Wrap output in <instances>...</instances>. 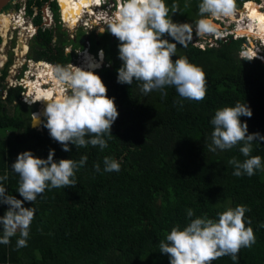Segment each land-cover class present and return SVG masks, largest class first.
I'll use <instances>...</instances> for the list:
<instances>
[{"label": "trees", "instance_id": "16d2710c", "mask_svg": "<svg viewBox=\"0 0 264 264\" xmlns=\"http://www.w3.org/2000/svg\"><path fill=\"white\" fill-rule=\"evenodd\" d=\"M43 1L35 0L33 4L38 7ZM242 1L235 0V5ZM31 3L27 0V13L31 12ZM165 3L174 23L192 24L199 18L200 0ZM49 6L54 24L37 27L28 42V55L65 65L71 58L63 51L66 31L56 23L55 2ZM243 9L245 4L240 13ZM39 21L35 16L34 23ZM101 33L107 32L95 38L89 36V50L101 48L107 65L93 71L106 86L107 96L114 98L119 113L111 127L112 137H103L106 148L69 144L70 151L65 152L43 127L45 117L40 127L29 126L30 113L36 107L18 100L20 87L7 89L0 98V128H8L0 134V176L7 174L8 179L0 185L7 195L23 201L17 191L19 177L11 165L19 153L33 154V144L45 143L44 154L38 157L41 159L47 158L50 149L54 150L55 162H78L82 156L87 157L84 166L75 171L74 188L49 187L33 203L23 201L24 207L35 209L27 246L17 248V232L9 244H0V264H169L167 254L159 251V242L173 226L183 228L196 217L218 219L217 212L236 205L250 209L245 213V224L253 229L255 243L241 248L238 262L226 255L213 264H264V140L257 138L253 143L251 155L261 157L262 167L251 177L234 176V167L228 163L234 157L241 161L246 158L239 151L242 143L215 152L208 147L215 110L237 102L245 103L252 111L250 118L240 117L241 123H247L248 134L264 137V49L262 60H246L238 56L243 38L218 39L215 45L200 47L190 39L182 45L165 35L164 39L177 46L173 60L185 56L206 74V97L197 102L182 99L173 87L145 94L139 81L131 85L117 83L116 70L122 64L119 41L107 33L101 42ZM4 76L2 69L0 91ZM33 123L36 125L38 120ZM106 156L119 162L118 172L104 171ZM96 164L100 165L99 172ZM8 207L0 203V216ZM189 208L194 213L191 218L186 215Z\"/></svg>", "mask_w": 264, "mask_h": 264}, {"label": "clouds", "instance_id": "9594fccd", "mask_svg": "<svg viewBox=\"0 0 264 264\" xmlns=\"http://www.w3.org/2000/svg\"><path fill=\"white\" fill-rule=\"evenodd\" d=\"M116 1L118 7L106 19V26L107 31L119 41L118 58L122 64L116 70L117 83L131 85L134 80L139 81L141 91L145 94L173 87L182 99L197 102L204 100L207 93L205 72L185 56L173 60V56L177 57L176 43L163 37L168 35L184 45L186 39L192 38L193 29L199 36L218 34L217 25L222 26L223 22L212 18L233 16L236 10L235 0H200L199 18L192 24L174 23L165 0ZM242 3L244 1L240 6ZM112 9H115L113 5ZM230 24L225 28H234L236 22L231 21ZM238 38H243V43L247 44L245 35ZM256 40L260 43V49H264L262 42ZM97 50L102 51L101 66L90 63L85 69L71 63L50 65V92L42 93L38 100L25 99L29 103L40 100L46 102L43 113L46 122H43V127L48 130L53 140L62 145L65 152L70 151L69 144L76 147L91 145L99 146L100 149L106 148L107 141L103 137H112L111 127L119 115L114 98L107 96L106 86L93 71L105 65L103 50ZM96 51L89 52L96 56ZM257 52L250 56L245 53L239 57L261 60L256 56ZM259 55L262 57L261 50ZM166 94L162 92V95ZM33 105L38 110L39 105ZM32 116V122L36 121V114ZM241 116H252L251 109L245 103L237 102L234 106L216 109L210 121L213 131L208 147L215 152L217 149H232L242 143L239 151L246 158L241 161L234 157L228 163L234 167V176L246 174L251 177L262 167L261 157L251 155L253 143L257 138L264 140V137H260L259 133L248 134L247 123H241ZM53 157L54 150L51 149L46 159L35 157L31 151L17 155L11 167L19 177L17 191L23 201L33 203L49 187L76 186L75 171L84 166L87 157L82 156L78 162L73 159H60L55 162ZM103 165L105 172L120 170L119 162L111 157H104ZM94 167L97 172L100 171L99 164ZM7 179V174L0 176V181ZM23 201L7 195L5 187L0 185V203L9 206L4 215L0 216V230L3 233L0 244H9L10 238L19 232L17 248L27 246L35 209L24 207ZM249 210L245 205H236L217 212L218 219L196 217L183 228L179 225L173 226L165 239L159 242V251L167 254L169 264H213L215 260L226 255L233 262H238L241 248H250L255 243L253 229L245 224V213ZM186 215L193 217V210L187 209ZM250 223L249 220L248 224Z\"/></svg>", "mask_w": 264, "mask_h": 264}, {"label": "built area", "instance_id": "2783aa9c", "mask_svg": "<svg viewBox=\"0 0 264 264\" xmlns=\"http://www.w3.org/2000/svg\"><path fill=\"white\" fill-rule=\"evenodd\" d=\"M99 1H100V4L91 6L92 7V10H90L91 13H89L88 11H85L84 13V15L85 14L91 15V18L89 16L87 19L84 18L83 21L79 20L76 22L80 24V26L84 30H91L94 24H100L101 26H103L101 31H103L104 29L107 30L106 19L111 16L114 10L112 9V3H110L109 0H99ZM56 2L58 3L57 0ZM47 5H48L47 3H44L43 7H46V9L44 10V13L40 15V17H41L42 22L47 27H49V24L52 23V20H51V12L48 9ZM117 7H118V3H116L115 9ZM95 9L96 11H94ZM108 11H111V14L108 13ZM59 13H60V9H59ZM4 14L7 17H9V19H7L8 22H7V26L5 27L4 31H2V28L0 27V71L4 69L3 66L6 64L7 60L9 59V57H6V52H5L6 48H8L7 44H12V46L10 47V51H11L10 53H12L13 58L11 62L9 61L10 62L9 66L5 69V76L3 78L4 87L0 91L1 93L0 98L1 99L4 98V96L6 95L7 89L20 87V90L18 91L19 101L29 106L36 104V103L37 105H40V101L29 103L25 99L28 98V101H30L31 98L33 100H38V98L35 96L36 87H39V89H43V90H46L48 88L50 89L48 69L50 65H55V64L50 61H46V60L33 59L32 57L28 55L27 53L28 41L27 40L31 38L32 35L35 33L34 32L35 27L32 24H28L30 20L29 22H25L26 24H28L27 26L23 25V27L26 28V34H23L21 31L17 30L18 28H20V26H22L21 24H18V20L21 19V22H22V20L26 21L27 17L28 18L34 17L35 11H31L30 14H27L25 12V7L23 6L20 9H18V14L14 13L12 15H9L7 11L4 12ZM59 17H60L61 24H65L66 26H68L67 21H64L62 19L61 14ZM89 18L94 21V24L91 23ZM212 20L222 21V18L221 17L212 18ZM228 24H230L229 21H227V23L223 22L222 26L216 24L219 29L218 34L206 35L208 36V42H206V44L208 46H211V45H215L216 40L218 39L225 41L227 39H237L238 37L242 36V35L236 34L235 26L234 28H225V26ZM200 38L203 39L204 37L199 36V39ZM245 38L250 43L249 37L245 35ZM19 39H21L20 42H22V45H18ZM84 43H85L84 47L82 48L76 47L75 49H73L72 51L73 55L71 59L65 65H68L70 63L73 64V61H75L76 59L75 57H80V59H82L86 55H89L93 59L99 58V60H101V63H102V59H100L101 57H99L100 56L99 52H102V51L97 50L96 51L97 54L95 56L94 54L90 53L88 50V41L86 40ZM196 45L202 46L203 44L199 40V43H197ZM70 46L71 45L69 44L68 47L65 46L63 47V49L69 52ZM243 46L239 51V56H244L245 50L249 47L245 43H243ZM254 48L257 49L259 52L258 55L256 56L262 60L261 55H259L261 49L258 46H254ZM82 60L84 61V59ZM104 64L106 65V63ZM33 65L36 66V69L38 70L33 71V72L30 71L29 67ZM83 68L87 69L86 66ZM40 73H42L43 76H40ZM29 84L31 86H29ZM32 114L33 113H31V115Z\"/></svg>", "mask_w": 264, "mask_h": 264}, {"label": "rangeland", "instance_id": "374dc122", "mask_svg": "<svg viewBox=\"0 0 264 264\" xmlns=\"http://www.w3.org/2000/svg\"><path fill=\"white\" fill-rule=\"evenodd\" d=\"M26 0H10L7 4H6V7L5 8H1L0 9V21H1V19L5 16V14H4V12H6L7 11V13L9 14V15H12V14H14V13H16V14H18V9H20L21 7H23L24 5V2H25ZM75 2L74 3H76L75 4V7H82V5H81V3L82 2H84L85 0H74ZM248 1V0H247ZM251 1H253L254 2V4H257L258 5V7H259V9L262 11V13H263V11H264V0H251ZM245 2V1H244ZM78 3V4H77ZM241 4V3H240ZM244 4V3H243ZM248 2H246V4H245V9H243L242 10V12L240 13V15H241V17L239 16V18L238 19H236L237 18V14H239V10L241 9V8H239L240 7V5H237L236 6V10H235V13H234V15L236 14L237 16H236V18L235 17H232L231 19H230V17H227V18H225V17H221L222 18V21L223 22H225V23H227V21H229V22H231V21H235L236 22V25H235V29H238L237 27H238V25L239 24H243V25H245L243 22L244 21H246L250 16H251V14L252 13H254L255 11H259L258 9H256V6L254 7V4L253 3H251V4H249ZM239 9V10H238ZM111 10V9H110ZM94 11H96V9L94 10ZM241 11V10H240ZM260 11V12H261ZM62 13H64L63 12V10H62ZM95 13V12H94ZM108 13H110L111 14V11H108ZM264 14V13H263ZM64 16L65 17H67V15H65L64 14ZM77 16H79V15H75V16H72V19L70 18V21L68 20V18L66 19L65 17L63 18V14H62V18L64 19V21H67V24H68V26H71L70 28H68L67 29V31L69 30V32L70 33H72V31L76 28V26H77V24L78 23H76L77 21H79L80 19H82V17L81 16H79L78 18H77ZM90 16V18H91V15H89V14H85L84 15V18L85 19H87L88 17ZM76 17V18H75ZM81 17V18H80ZM247 17V18H246ZM23 18V17H22ZM89 18V19H90ZM8 19H9V17H8ZM90 21H91V23L92 24H94V21L93 20H91L90 19ZM26 21L25 20H22V26H20V28H18L17 30L18 31H21L23 34H26V28H24L23 27V25L24 26H27L28 24H26L25 23ZM54 22H52L51 24H49V27H50V25H52ZM216 25V24H215ZM231 25V24H230ZM102 27L103 26H101L100 24H94V26L92 27V29L91 30H86V32L87 33H90L92 36H93V38H95L96 36H97V34L98 33H100V32H103V31H101L102 30ZM84 29H78L77 31H75V33H76V35H77V37L79 38V36L82 34V31H83ZM194 31H195V29H193ZM2 31H4V29H2ZM110 36H113V35H111L110 34V32H108L107 30H105ZM104 31V32H105ZM107 33H101V34H99L98 35V37L100 38V41L101 42H103L104 41V39H105V36L106 35H108ZM249 37H251V38H254L252 41H250V43L247 41L246 43H247V45L248 46H251V47H253L254 48V46H258L259 48L261 47V46H259V44L260 43H258L257 42V40L256 39H258V38H256V37H254L253 35L251 36V35H249V34H247ZM86 37H87V35H86ZM201 37H204L203 39H199V35H196V33H194V34H192V38H190V40H191V42H192V44H194V45H196L197 43H199V40L202 42V43H204V44H206V42H208V36H201ZM30 40H31V38H29L27 41L28 42H30ZM87 40H88V42H89V44H88V47L90 46V41H89V37H87ZM259 41H261L262 42V44H264V42H263V40H261V39H258ZM73 48H76V47H78V48H82V47H84V42H82V43H79V42H77V44L75 45L74 44V41L73 42H70L69 43ZM7 46H8V48H6V50H5V52H6V57H9V61L11 62V60H12V58H13V55H12V53H10L11 51H10V47L12 46V44H7ZM242 46H243V43H242ZM244 47V46H243ZM71 54V57H72V55H73V53H70ZM26 55H27V53H26ZM76 59H75V61H73V64L75 65V66H77V67H85V66H83V60H81L80 59V57H75ZM8 59V58H7ZM71 59V58H70ZM10 62L8 63V64H5L3 67H4V69H6L8 66H9V64H10ZM102 65V63H100V66ZM29 70L30 71H36V70H38V69H36V66H30L29 67ZM29 86H31L30 84H29ZM35 107H36V105H35ZM39 108H40V106H39ZM38 113V110L34 113V114H37ZM33 126H35V124L33 123ZM8 130V128H0V134H2V133H4V132H6ZM33 150V154H34V156L35 157H41V156H43V154H44V150H45V143H42V142H40V143H36V144H33V148H32Z\"/></svg>", "mask_w": 264, "mask_h": 264}, {"label": "bare ground", "instance_id": "6f19581e", "mask_svg": "<svg viewBox=\"0 0 264 264\" xmlns=\"http://www.w3.org/2000/svg\"><path fill=\"white\" fill-rule=\"evenodd\" d=\"M60 2H61L60 5H62L61 10H63V12H64V13H62L63 14V18L65 17L64 16V14H65V15H67V17H65V18L66 19L68 18L69 21H70V18L72 19V16H75V15L81 16L82 19H80V20L83 21L84 20V13H85V11H88L89 13H91V11H90V10H92V7L91 6L92 5H98V4H100V1L99 0H85L84 2L81 3L82 7H75V4L76 3H74L75 2L74 0H60ZM248 3L249 4H251V3L254 4L253 1L252 2H248ZM58 4H59V2H58ZM244 4H246V3L244 2ZM244 4L242 3V6L240 8H242ZM60 5H59V9H60ZM254 5H256V9H258L259 11H255L254 13H252L251 16L246 21L243 22L245 25H243L242 23L239 24L238 27H237L238 29H235V31H236V34H239V35H246V36H248L247 34H249L251 36L253 35L254 37H256L258 39H261L264 42V14H263L264 12L262 13V11L259 9V7H258L257 4H254ZM115 10L116 9H114V11ZM60 14H61V11H60ZM62 14H61V17H62ZM237 15H233L230 18H232V17H235L236 18V16H237L236 19H238L239 16L241 17L242 14L240 15V10H239V14H237ZM79 16H77V18ZM7 19H8V17L6 15L1 19V21H0V27L2 29H5V27L7 26V22H8ZM18 24H22L21 23V19L18 20ZM20 40L21 39H19V41H18V45H22V42H20ZM249 41H252V39L250 37H249ZM23 46H24V44H23ZM257 51H258L257 49L249 46L245 50V53H247L248 55H254ZM100 53L101 52H99V55H100ZM99 57H101V56H99ZM82 59H84L83 66H86V67H88V64H90V63H92V64H99V65L101 63V60H99V58L98 59H93L89 55L84 56ZM40 76H43L42 73H40ZM49 92H50V89L49 88L46 89V90H43V89H39V87H36L35 96L38 99H40L42 93H46L47 94ZM39 106H40V108H42V113H43L44 112V108L46 106V102L43 101V100H40V105ZM36 111L37 110L33 111V114ZM42 113L41 112H38L36 114L37 118Z\"/></svg>", "mask_w": 264, "mask_h": 264}, {"label": "flooded vegetation", "instance_id": "af4514ba", "mask_svg": "<svg viewBox=\"0 0 264 264\" xmlns=\"http://www.w3.org/2000/svg\"><path fill=\"white\" fill-rule=\"evenodd\" d=\"M32 1V3L29 5V9L31 10V11H35V16H39V18H40V21H39V23L38 24H35L34 23V17H27L26 18V16H25V18H26V22H29V20H30V22L28 23V24H32L34 27H35V31L34 32H36V30H37V27L38 26H40L41 28H44V27H47L43 22H42V20H41V17H40V15H42L43 13H44V10L46 9V7H43V5H44V3H47L48 5V9L50 10V12H51V20H52V22H54V20H53V12H52V10H51V8H50V2H52V1H54L55 2V4L57 5V21H56V23H58L59 24V26L62 28V29H64L65 31H66V44L63 46V47H65V46H67L68 47V45H69V43L70 42H73V41H76L77 40V42H79L80 41V39H81V37H83L82 39V42H85L86 40H87V37H89L91 34L90 33H87V37L86 36H82L83 35V31H82V34L79 36V38L77 37V35H76V33H75V31H77L78 29H83L81 26H80V24H77V26H76V28L72 31V33H70L69 32V30L67 31V29L68 28H70V27H68V26H66L65 24H61V22H60V13H59V5L61 4V2H60V0H58V2H59V4L56 2V0H44L42 3H41V5L40 6H35L33 3H34V1L35 0H31ZM110 1V3H112V5H113V7H115V5H116V3H117V1L116 0H109ZM26 3H27V0L24 2V7H25V12H26ZM61 8H62V5H60V11H61V14H62V10H61ZM27 13V12H26ZM27 14H30V12L29 13H27ZM54 24V23H53ZM53 24L52 25H50V27H52L53 26ZM35 34V33H34ZM33 34V35H34ZM33 35H32V37H33ZM31 37V38H32ZM88 41V40H87ZM95 43H98L97 41L95 42ZM88 44H89V42H88ZM73 49H75V48H73L72 46H70V51L69 52H67L66 50H64L63 49V51H64V53H72V51H73ZM88 50H89V47H88ZM90 51V50H89ZM27 53H28V50H27Z\"/></svg>", "mask_w": 264, "mask_h": 264}, {"label": "water", "instance_id": "95a60500", "mask_svg": "<svg viewBox=\"0 0 264 264\" xmlns=\"http://www.w3.org/2000/svg\"><path fill=\"white\" fill-rule=\"evenodd\" d=\"M10 0H0V9L4 6V5H6L8 2H9ZM241 7V6H240ZM239 7V8H240ZM87 35V32H86V30H83V35L82 36H86ZM83 37H81V39H80V41H79V43H82V39ZM201 47V46H200ZM38 112H41L42 113V108H38ZM44 113V112H43ZM40 114L39 116H38V118H37V120H38V123L35 125V126H33V116L31 115V118H30V123H29V126L30 127H32V128H38V127H40V124H41V119H42V117H44V114Z\"/></svg>", "mask_w": 264, "mask_h": 264}, {"label": "crops", "instance_id": "0c3cea01", "mask_svg": "<svg viewBox=\"0 0 264 264\" xmlns=\"http://www.w3.org/2000/svg\"><path fill=\"white\" fill-rule=\"evenodd\" d=\"M256 5H254V7H255Z\"/></svg>", "mask_w": 264, "mask_h": 264}]
</instances>
